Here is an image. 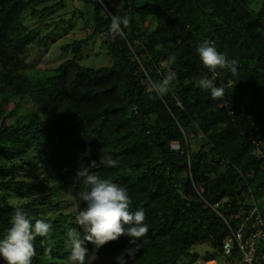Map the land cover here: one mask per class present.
<instances>
[{"label": "trees", "instance_id": "1", "mask_svg": "<svg viewBox=\"0 0 264 264\" xmlns=\"http://www.w3.org/2000/svg\"><path fill=\"white\" fill-rule=\"evenodd\" d=\"M50 1L0 0V238L21 206L52 227L46 243L36 238L32 264H70L67 232L77 227L85 188L76 174L101 157L118 166L89 171L128 190L130 210L145 211L149 232L135 244L127 236L99 249L86 242L92 264H116L137 244L127 264H180L197 243L221 250L220 213L237 226L257 203L264 217V2L254 9L251 0H85L90 34L63 45L75 57L29 90L18 66L50 34L41 35L42 23L24 30L23 20L28 10L43 19L62 4L36 8ZM113 15L130 20L115 36ZM97 35L110 64L81 65L76 57ZM205 39L237 61L235 76L216 70L223 100L197 84L211 78L197 53ZM173 56L178 83L163 98L149 93ZM35 170L45 177L33 181ZM65 196L73 211L61 210Z\"/></svg>", "mask_w": 264, "mask_h": 264}, {"label": "clouds", "instance_id": "2", "mask_svg": "<svg viewBox=\"0 0 264 264\" xmlns=\"http://www.w3.org/2000/svg\"><path fill=\"white\" fill-rule=\"evenodd\" d=\"M123 28L130 26L127 16L120 17L113 15L109 32L111 35H119ZM197 53L204 68L211 73V78L201 75L197 80L202 90L210 91L213 100H223L225 89L216 86L217 69H226L232 75H237V61L229 60L228 57L217 51L214 43L205 39L197 47ZM173 56L164 67L168 70L167 75L160 81H153L147 91L155 93L163 98L173 88L174 82L178 83L177 73L171 69L175 63ZM101 165L115 168L118 161L110 157H101L99 164L91 161L88 168L80 169L77 176L83 178L85 188L78 193L79 201L75 212V223L77 227L70 228L67 232V245L70 248V264H92L96 259L93 256L91 262L86 242L99 249L110 242H116L122 236L131 237L129 241L135 244L149 232V226L145 223L146 213L143 209L131 211L132 199L128 190L108 179L101 178L97 172H90L89 168H98ZM83 205V206H82ZM52 227L49 222L43 219L29 217L28 213L21 206L15 208L10 220V227L5 236L0 238V260L4 264H32L36 255L35 240L37 237L44 238V244L50 238ZM140 245L127 248L116 257V264H127L125 256L133 259ZM51 251V248L48 249Z\"/></svg>", "mask_w": 264, "mask_h": 264}, {"label": "rangeland", "instance_id": "3", "mask_svg": "<svg viewBox=\"0 0 264 264\" xmlns=\"http://www.w3.org/2000/svg\"><path fill=\"white\" fill-rule=\"evenodd\" d=\"M53 0L48 3L36 5L37 9H42L45 5L60 2ZM264 0H251L250 6L258 9ZM92 4L85 0H62V4L48 13L43 19L32 14V9L28 10L23 20L24 30L39 26L42 23L41 35L49 33L45 45L38 46L35 54L27 61L22 62L19 67V73L22 83L26 89H32L40 81L54 74L59 64L66 60L74 58L71 50H63V45L73 42L76 39L89 35L91 28L85 24L82 11H87V20L92 18ZM81 65L98 67L109 65L111 58L107 50L102 45L100 35L91 39L83 48L82 52L76 57ZM4 161L0 159V164ZM37 167L39 165H36ZM45 177L43 171H33V181L41 180ZM66 197V196H65ZM64 199V198H63ZM66 207L61 210L64 212L73 211L74 205L66 197ZM60 210V211H61ZM49 215L55 212L47 210ZM58 212V211H57ZM195 253L194 257L184 258L180 264H227L225 256L221 250L215 248L210 241L200 242L192 247Z\"/></svg>", "mask_w": 264, "mask_h": 264}, {"label": "built area", "instance_id": "4", "mask_svg": "<svg viewBox=\"0 0 264 264\" xmlns=\"http://www.w3.org/2000/svg\"><path fill=\"white\" fill-rule=\"evenodd\" d=\"M220 215L227 228L221 247L227 264H264V217L258 204L252 205L237 226Z\"/></svg>", "mask_w": 264, "mask_h": 264}]
</instances>
